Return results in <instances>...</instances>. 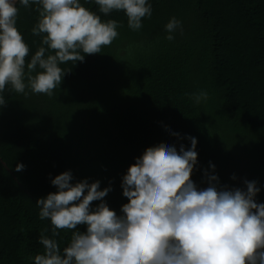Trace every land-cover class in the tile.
Segmentation results:
<instances>
[{"label":"trees","instance_id":"1","mask_svg":"<svg viewBox=\"0 0 264 264\" xmlns=\"http://www.w3.org/2000/svg\"><path fill=\"white\" fill-rule=\"evenodd\" d=\"M149 2L152 16L132 30L123 11L104 15L94 0H81L103 22H118L112 44L83 62L61 64L66 75L51 96L6 85L0 264H32L43 252L39 234L48 228L51 236V225L39 219L35 203L56 191L51 178L71 170L76 181L99 180L101 189L111 182L105 200L120 214L128 202L121 178L135 158L149 147H190L188 136L198 141L195 183L201 184L211 162L223 185L243 188L245 180L255 181L261 189L256 200L264 203V0ZM18 8L16 26L30 50L27 65L41 44L31 32L39 14L36 5ZM173 16L183 27L168 41L164 26ZM201 90L207 100L196 103L192 94ZM17 163L25 169L16 172ZM71 231L55 237L61 249Z\"/></svg>","mask_w":264,"mask_h":264},{"label":"clouds","instance_id":"2","mask_svg":"<svg viewBox=\"0 0 264 264\" xmlns=\"http://www.w3.org/2000/svg\"><path fill=\"white\" fill-rule=\"evenodd\" d=\"M94 3L104 15L123 11L132 30H140L143 18L152 16L149 0ZM31 5L39 14L31 32L41 44L26 65L30 50L16 25L18 6ZM118 27L116 20L103 22L81 0H0V108L6 106V85L25 95L27 88L51 96L66 75L60 65L100 53L118 37ZM182 27L171 17L165 38L173 41ZM192 96L200 103L208 94L201 90ZM186 139L190 147L154 146L135 158L121 178L128 202L120 214L105 200L111 182L101 189L99 180L76 181L71 170L51 178L56 191L35 203L39 219L50 221L51 236L48 228L39 234L43 252L31 258L32 264H264V203L256 200L261 189L248 180L243 188L221 184L211 162L198 185L191 179L198 141ZM25 167L17 163L15 171ZM94 201L99 203L93 206ZM63 229L72 231L61 249L55 237Z\"/></svg>","mask_w":264,"mask_h":264},{"label":"water","instance_id":"3","mask_svg":"<svg viewBox=\"0 0 264 264\" xmlns=\"http://www.w3.org/2000/svg\"><path fill=\"white\" fill-rule=\"evenodd\" d=\"M0 163L7 169L6 165L4 162H2V160L0 159Z\"/></svg>","mask_w":264,"mask_h":264}]
</instances>
